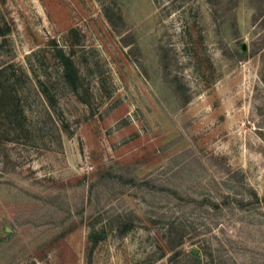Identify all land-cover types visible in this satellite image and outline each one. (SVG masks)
Masks as SVG:
<instances>
[{
  "label": "rangeland",
  "instance_id": "obj_1",
  "mask_svg": "<svg viewBox=\"0 0 264 264\" xmlns=\"http://www.w3.org/2000/svg\"><path fill=\"white\" fill-rule=\"evenodd\" d=\"M5 25L0 264H264V0H0Z\"/></svg>",
  "mask_w": 264,
  "mask_h": 264
},
{
  "label": "trees",
  "instance_id": "obj_2",
  "mask_svg": "<svg viewBox=\"0 0 264 264\" xmlns=\"http://www.w3.org/2000/svg\"><path fill=\"white\" fill-rule=\"evenodd\" d=\"M8 30H9V28L7 25H5L4 28H0V36H5L8 33ZM54 49H55V56L57 57L58 61L61 64V68L63 70L64 77L71 82V84L74 86V88H77L76 82L78 80V71H77V68H76L71 56L68 53H66L62 49V47H59L58 45H55ZM1 71L2 70L0 67V73H1ZM6 99L8 101H5L4 103L7 104L6 107L10 110H11V107H13L19 103L15 96H14V101L11 103H9L11 101V97L6 98ZM15 112H17V109L15 110ZM12 128H15V127H12ZM126 230L127 229L122 230L120 234L124 233ZM101 234L102 233H99V234H96L94 232L90 233L89 238L91 240L92 246H95L96 243L99 240H101V238L103 236ZM191 254L193 255V257L195 259L194 260L195 264H200V257L198 255V253L195 254V252L191 251Z\"/></svg>",
  "mask_w": 264,
  "mask_h": 264
}]
</instances>
